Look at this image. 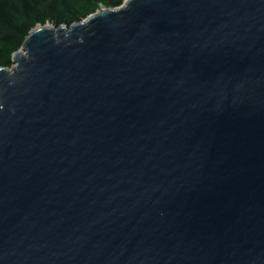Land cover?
<instances>
[{"label": "water", "instance_id": "water-1", "mask_svg": "<svg viewBox=\"0 0 264 264\" xmlns=\"http://www.w3.org/2000/svg\"><path fill=\"white\" fill-rule=\"evenodd\" d=\"M0 67V264H264V0H124Z\"/></svg>", "mask_w": 264, "mask_h": 264}, {"label": "trees", "instance_id": "trees-1", "mask_svg": "<svg viewBox=\"0 0 264 264\" xmlns=\"http://www.w3.org/2000/svg\"><path fill=\"white\" fill-rule=\"evenodd\" d=\"M124 0H0V67H10L28 32L38 24L70 26L101 7Z\"/></svg>", "mask_w": 264, "mask_h": 264}]
</instances>
